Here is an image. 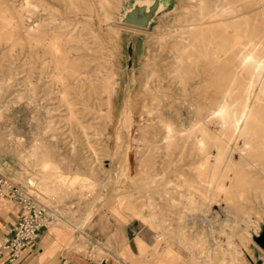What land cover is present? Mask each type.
Here are the masks:
<instances>
[{
    "label": "bare ground",
    "instance_id": "1",
    "mask_svg": "<svg viewBox=\"0 0 264 264\" xmlns=\"http://www.w3.org/2000/svg\"><path fill=\"white\" fill-rule=\"evenodd\" d=\"M164 3L159 0V6ZM110 4L111 0H0V39L12 45L18 42L24 63H31L28 71L35 72L33 64L41 58L38 80L44 78L43 68L49 67L50 85L36 91V83L30 81L34 100L57 93L70 129L83 134L95 130L86 118H103L108 130L115 127L112 100L119 79L110 66L113 53L106 50L104 68L76 31L83 24L93 32L94 16L112 24ZM59 8L75 18H61L46 28L44 15ZM180 8L178 30L160 34L158 51L146 56L138 97L129 102L128 111L123 107L117 119L124 124L127 118L117 136L119 148L134 156L137 173L161 183L156 192L165 209L177 205L179 219L175 224L165 217L157 220L149 191L144 193L146 217L131 201L125 207L161 231L175 230L178 241L196 255L209 250L201 238L194 240L189 233L196 221L192 218L199 217L217 230L214 251L206 253L208 264H245L240 245L252 224L248 210L257 203L264 207V0H186ZM153 11L151 0L138 2L117 25L142 28ZM48 113L49 109L41 113L43 131H38L28 154L21 156L40 167L36 178L44 190L52 179L63 197L74 192L69 179L78 173L67 177L58 172L54 154L90 144L56 140L59 136ZM61 161L67 167L74 161L76 167L90 169L95 160L72 153ZM167 250L170 256L172 251Z\"/></svg>",
    "mask_w": 264,
    "mask_h": 264
},
{
    "label": "rangeland",
    "instance_id": "2",
    "mask_svg": "<svg viewBox=\"0 0 264 264\" xmlns=\"http://www.w3.org/2000/svg\"><path fill=\"white\" fill-rule=\"evenodd\" d=\"M144 1L146 0H111L108 12L110 16H114L112 24L94 16L93 32H90L83 24H79L76 28L80 38L84 39L91 49L92 56L103 64L104 68L107 66L105 62L106 50L113 53L110 66L113 65V70L119 79V85L112 100L114 129L108 130L107 122L103 118L83 119L85 122L92 123L95 128V130H87L86 134L76 132L73 128L70 129L71 121L57 93L49 94L47 100L42 96L38 100H34L32 96L30 81L36 83V91H41L42 86L51 84L48 77L49 67L43 68L44 78L38 80L36 75L42 65L41 58H38L33 64L35 72L28 71L31 63H24L18 42L12 45L8 40L0 39V173L9 183L35 196L48 206L57 217L68 218L74 226L87 225L95 215L125 214L131 218H137L139 224L148 229L157 251H161L163 245L168 241L181 252L185 259L188 258L189 264H208L206 253L209 255L213 253L214 236L217 231L211 228L208 222L201 221L195 214L183 216L181 219L187 220L195 216L192 218L195 221L196 218L189 233L194 240L202 239L203 248H209L199 256L195 254V251L193 253L178 241V234L175 230L161 231L145 218L137 216L134 210L125 207L126 202L131 201L135 209H140L142 215L146 217L147 198L144 193L149 191L157 211V220L165 217L175 224L179 219L176 213L177 205L169 209L164 208L160 195L156 192L160 189L161 183L151 182L137 173L134 156L128 155L124 147L119 148L118 146L121 139L117 136L121 133L123 126L127 125V118L124 124H121L119 118L122 115L123 107H126L128 111L129 102H135L139 95L146 56L149 52L155 54L158 51L161 42L160 34L173 33L178 30L177 18L182 14L180 5L186 0H165L162 6H159V0H151L154 11L144 27L130 28L117 25L121 24L120 19L127 14L128 10L135 8L138 2ZM44 17H47L46 28L60 23L61 18H75L72 13H66L64 8H59V11L54 9ZM77 18L85 20L80 16ZM39 93L41 94V92ZM45 109H49L50 114L46 115L49 120H52L53 131L59 136L56 140L59 138V140H74L76 144L80 141H88L90 144L87 148L80 149L78 147V151L59 149L54 154L55 158L59 159L56 169L58 172L66 173L67 177L72 176L71 174L74 172L78 173L69 179L73 184L71 189H74V192L63 197L58 195V185L52 179L47 182L49 188L44 190V185L41 184L40 179L36 178L42 172L40 167L26 161L21 156V154H28L30 145L38 135V131H43L45 119L41 113ZM38 113H40L39 117H42L40 122H37ZM50 132L48 130L44 134L49 135ZM48 138L54 139L50 136ZM72 153L88 155L95 161L91 164L90 169L76 167L74 161L67 167L61 158L68 159ZM125 154L127 155L125 156ZM118 157L120 159L116 162L115 159ZM84 174L87 176L85 177ZM29 180H32V183ZM248 218L252 224L248 226L247 235L242 239V245H240L242 246V257L246 261L245 264H263L264 207L261 203L254 204L248 210ZM158 236L161 238L158 239ZM213 264L218 263L214 262Z\"/></svg>",
    "mask_w": 264,
    "mask_h": 264
},
{
    "label": "crops",
    "instance_id": "3",
    "mask_svg": "<svg viewBox=\"0 0 264 264\" xmlns=\"http://www.w3.org/2000/svg\"><path fill=\"white\" fill-rule=\"evenodd\" d=\"M21 212L15 198L7 193L0 196V247L11 236ZM138 221L106 213L80 227L60 217L41 228L38 238L16 260L0 253V264H189L169 242L157 251L150 232ZM167 249L172 251L170 256Z\"/></svg>",
    "mask_w": 264,
    "mask_h": 264
},
{
    "label": "built area",
    "instance_id": "4",
    "mask_svg": "<svg viewBox=\"0 0 264 264\" xmlns=\"http://www.w3.org/2000/svg\"><path fill=\"white\" fill-rule=\"evenodd\" d=\"M6 193L15 198L22 209L11 236L0 247V253L7 254L8 260L14 261L28 244L38 238L41 228L60 217L35 196L9 183L0 173V196Z\"/></svg>",
    "mask_w": 264,
    "mask_h": 264
}]
</instances>
